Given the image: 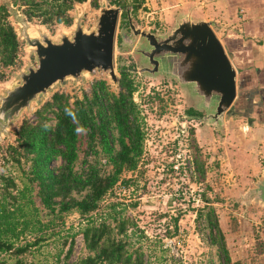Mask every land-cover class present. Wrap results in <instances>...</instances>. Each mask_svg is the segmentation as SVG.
Segmentation results:
<instances>
[{"label":"rangeland","instance_id":"1","mask_svg":"<svg viewBox=\"0 0 264 264\" xmlns=\"http://www.w3.org/2000/svg\"><path fill=\"white\" fill-rule=\"evenodd\" d=\"M0 3L5 4L7 19L19 39L15 64L0 66L5 73L4 79L0 80V95L20 81V70L30 64L36 65L34 53L20 35L23 26L32 34L39 35L42 31L58 38L62 31L72 33L76 21L85 29L93 27L101 4L116 5L109 0L76 2L68 10L72 20L67 24L46 21L44 14L28 18L24 6L14 4L12 0H0ZM228 5L231 8L227 10L224 0H144L135 13L130 10L131 4L117 6L121 12L128 8L135 26L162 35L168 32L180 12H190L197 18L216 17L220 22L210 21L224 43V38L230 37L229 33L235 35L231 28L240 27L247 12L241 11L243 6L239 5L237 16L230 17L228 11L234 12L236 6ZM41 7H48V3L43 2ZM125 20L120 13L118 27L121 26L123 32L127 24ZM130 37V43H119L116 38L114 67L119 78L120 63L122 66L145 65L141 55L134 51L142 41L140 35L131 33ZM128 72L136 85L132 99L138 104L144 130L143 153L137 168L122 173V177H131L132 181L127 185L118 181L94 211L86 216L70 211L65 214L63 223L57 218L44 226L50 215L44 208L37 214L36 209L34 215L42 221L37 226L41 227L27 230L14 241V246L32 242L35 238L39 241L30 244L28 250L19 255L13 253L14 247L0 250V260L7 264H15L17 258L23 259L25 264H74L79 256L87 253L81 229L88 219L113 222L114 217L128 216L134 225L129 223L122 237L128 246L141 248L148 264H220L222 259L217 246L209 242L204 218H197L199 208L207 209L203 207L205 200L201 192L204 191L215 207L231 264H264V204L249 192L264 169V131L255 128L258 122L253 121L250 127V122L232 109L225 113L222 125L202 120L200 116L205 112L196 105L202 97L194 91L187 93L175 77L162 70L153 74L148 71ZM97 79H106L108 89L114 92L123 88L107 72L99 70L93 71L87 79L70 78L64 85L57 84L44 100L50 99L54 91L67 93L70 102L76 97L83 98L84 94L91 95L92 83ZM42 103L34 101L30 107L23 108L0 134V173L12 175L18 188L22 187L25 177L18 163L6 159V147L16 142L14 130L24 118L36 119L35 109ZM188 108L199 112H189ZM48 115L53 116L52 112ZM50 121L53 122V117ZM79 135L82 140L79 154L83 158L85 149H88L87 138L84 131ZM87 154L91 161L93 153L89 151ZM57 162L54 160L52 165ZM22 166L27 168L28 163L23 162ZM32 198L34 205L39 206L38 197ZM112 202H117L115 209L118 212L110 206Z\"/></svg>","mask_w":264,"mask_h":264},{"label":"trees","instance_id":"2","mask_svg":"<svg viewBox=\"0 0 264 264\" xmlns=\"http://www.w3.org/2000/svg\"><path fill=\"white\" fill-rule=\"evenodd\" d=\"M81 1L84 0H12L14 4L24 6L23 11L28 18L44 14L46 21L64 23H70L72 19L68 10ZM143 1L109 0L111 4L121 7L131 4L133 13ZM43 2L48 3V7L42 8ZM127 12L128 8H125L122 14L126 17ZM7 16L5 4L0 3V66L12 64L19 47V39ZM245 38L249 37L243 34L240 38H224V46L237 68L238 78L237 96L231 109L242 118H249L253 111L262 117V90L259 86L250 85L255 83L251 82L253 77H256L259 85L258 81L262 78L259 74L264 72L252 63L247 65L245 59L249 50L239 46ZM256 42L263 43L264 39H257ZM238 48L243 50L240 52ZM251 67L256 75L246 73L247 69L252 71ZM2 74L0 69V77ZM246 83L250 86L248 91ZM119 85L123 88L114 92L108 89L104 79H97L92 83L91 95L84 94L83 98L76 97L72 102L67 93L55 91L50 100L35 109V120L23 119L15 129L16 142L6 148V159L10 158L21 166L25 180L18 188L12 175L0 173V250L14 247L13 253L19 255L28 250L30 244L39 241L35 238L32 242L14 246V241L27 230L41 227L37 226L42 221L34 215L36 209L37 214L44 208L50 215L44 226L57 218L63 223L65 214L70 211H77L80 216L94 211L118 181L126 185L132 181L131 177H122V173L137 168L143 153L144 130L138 104L132 99L136 85L128 71H121ZM252 91L257 94H252ZM188 111L199 112L193 108H188ZM51 112L53 122L48 115ZM80 131H84L87 138L88 149H85L86 156L83 158L79 154L82 142ZM89 151L93 153L91 161L87 158ZM54 160L58 162L52 165ZM78 161L80 167L77 169ZM23 162L28 163L27 168L22 166ZM108 165L110 168H106ZM201 193L205 200L203 207L207 209L203 211L199 208L197 218H204L209 242L217 246L222 259L220 264H231L215 207L205 192ZM32 196L38 197L39 206L34 205ZM116 204L112 202L110 206L118 212ZM129 223L134 225L128 216L114 217L113 222L88 219L81 229L87 253L79 256L74 264H148L141 248L128 246L122 237ZM0 264L7 263L0 260ZM15 264L25 263L17 258Z\"/></svg>","mask_w":264,"mask_h":264},{"label":"water","instance_id":"3","mask_svg":"<svg viewBox=\"0 0 264 264\" xmlns=\"http://www.w3.org/2000/svg\"><path fill=\"white\" fill-rule=\"evenodd\" d=\"M120 12V6L103 3L93 27L85 29L76 21L72 33L62 31L58 38L42 31L35 35L27 27L21 28L20 35L34 53L36 65L20 70V81L0 95V134L23 108L30 107L34 101L40 104L50 100L55 91L50 99L44 100L48 91L57 84L64 85L70 78L87 79L93 71L103 70L119 84L114 48ZM128 20L133 34H139L142 39L134 51L145 63L132 66L130 70L152 74L165 71L175 77L187 93L194 91L202 97L196 104L205 112L200 116L202 120L222 125L225 113L230 112L237 96V68L211 21L194 17L190 12H180L168 32L162 35L135 26L130 12ZM124 40L125 37L122 42ZM249 192L264 204V169Z\"/></svg>","mask_w":264,"mask_h":264},{"label":"crops","instance_id":"4","mask_svg":"<svg viewBox=\"0 0 264 264\" xmlns=\"http://www.w3.org/2000/svg\"><path fill=\"white\" fill-rule=\"evenodd\" d=\"M224 1H226L227 10L231 8V7L229 8L228 4H230V6H236L234 9V12L233 11H232V13L230 12L231 14L228 11V14L230 17L234 18L237 16L238 13H236V11L238 10L237 6H239V5L243 6L241 11H243V10L247 11L246 16L241 19L240 27L237 26V28H236V26H235V27L231 28V29H233L235 35H231L232 33H229V35H230V37H235V38L239 37L240 38V37H242L243 34H245L249 37L247 40H245V39L242 40L239 43V46L240 47L244 46L245 48H247L249 50L248 55L245 59L247 65L249 63H252L254 65V67H256V66L260 67V70L263 73L264 72L263 71V68H264V42L263 43H257L256 40L257 39H262V40L264 39V0H224ZM249 10H251V11H249ZM200 18L211 20V21H213V23L220 22L219 19L216 17L212 18V17H208V16H204V17L202 16ZM241 50H243V49H239L240 52H241ZM251 68H252V71H251V69H247L246 73L248 74L251 72L250 73L251 75H256L254 68L253 67H251ZM259 75H260V77H262L260 79V81H258L259 85L256 82V77H253L251 82L254 81L255 83H251L253 85H250V86H255V87L259 86L262 90L261 91L262 97H263V104L261 105L262 117H259L257 115L256 111H253L248 116L249 118H245V119H247L248 123L250 122V127L253 126L252 125L253 121L258 122V124L255 128L256 129L259 128V129L264 131V74H259ZM245 78H246V76H245ZM250 86L247 85V83L245 84V88L247 91L249 90ZM251 93L253 94L254 92L252 91ZM255 94H257V93H254V95ZM253 101H255V98L253 99Z\"/></svg>","mask_w":264,"mask_h":264},{"label":"flooded vegetation","instance_id":"5","mask_svg":"<svg viewBox=\"0 0 264 264\" xmlns=\"http://www.w3.org/2000/svg\"><path fill=\"white\" fill-rule=\"evenodd\" d=\"M120 13H122V12H120ZM119 17H120V15H119ZM125 22H127V24L125 25L126 26V30H125V32H123V31H121V29H120V27H118V25H117V30H116V37H115V43H116V38H117V40H118V42L120 43L121 41H122V39L125 37V40H124V42H126V43H130V42H132V39H131V37H130V34L131 33H133V31H132V29H131V27L129 26V20H128V12H127V15H126V17H125ZM72 20V19H71ZM71 22V21H70ZM118 22H119V20H118ZM67 24H69V23H67ZM19 48V47H18ZM18 52V51H17ZM17 55H18V53H17ZM16 60L17 59H14V62L12 63V64H15V62H16ZM12 64H10V65H12ZM9 66V65H8ZM3 67V66H2ZM5 67V66H4ZM132 67V65H130V66H128V65H123V66H119V70H120V73H121V71L122 70H125V71H131L130 70V68ZM127 68V69H126ZM3 71V70H2ZM4 76H5V73H4V71H3V74H2V76L0 77V80H2V79H4ZM24 119H28V118H24ZM15 131V130H14ZM10 144V143H9ZM8 144V145H9ZM8 145H7V147H8ZM6 147V148H7Z\"/></svg>","mask_w":264,"mask_h":264}]
</instances>
